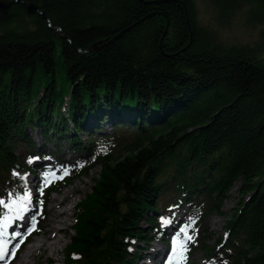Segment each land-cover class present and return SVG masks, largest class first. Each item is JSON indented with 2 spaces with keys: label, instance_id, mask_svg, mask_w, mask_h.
Listing matches in <instances>:
<instances>
[{
  "label": "trees",
  "instance_id": "trees-1",
  "mask_svg": "<svg viewBox=\"0 0 264 264\" xmlns=\"http://www.w3.org/2000/svg\"><path fill=\"white\" fill-rule=\"evenodd\" d=\"M208 3L216 25L196 0H22L0 11V198L18 172L42 173L32 157L54 156L69 173L43 188L44 204L100 166L77 204L66 264H138L137 242L165 240L173 208L201 224L223 214L237 183L223 240L193 244L202 264H264V0ZM241 11L257 38H221Z\"/></svg>",
  "mask_w": 264,
  "mask_h": 264
},
{
  "label": "rangeland",
  "instance_id": "rangeland-1",
  "mask_svg": "<svg viewBox=\"0 0 264 264\" xmlns=\"http://www.w3.org/2000/svg\"><path fill=\"white\" fill-rule=\"evenodd\" d=\"M196 3L199 17L203 23H209L213 25L218 24L217 19L215 18V11L209 5L208 0H196ZM258 31V27L247 25L246 14L243 11L237 12L233 19H231L229 23H226V25L218 27V33L221 38L228 41H238L243 43L255 40L257 38ZM59 77L61 80V73H59ZM28 131L30 134L32 133L31 136H33V139L38 144L44 142L47 146H51L50 148L53 151H56L54 146L52 147V145H49L48 142L42 139L41 134L34 127H28ZM82 135L85 139L87 138V135ZM16 150L19 154L24 153V148L21 145H18ZM62 155H64L65 159L68 161H74L75 159V153L69 149L68 145L63 146ZM30 165L33 168L42 169V173L33 174L30 171L18 172L14 176V181L16 183L15 189L7 192L4 197L0 198L5 199L7 203H11L12 199H16L19 202L22 201L23 195L29 196V200L24 202L25 206L29 208V211L24 214V218L21 220V222H16L14 220L11 223L8 231H18L15 229V226H20L23 224V222L28 221L30 214H33V216L36 217V229L33 230L30 235H27L26 238L29 241L38 239V237H40L47 229L46 225H44V221L47 220L50 217V214L53 212L50 208L55 202H57L53 201V199L57 197L58 201L62 200L64 192L70 191L69 196L64 199L63 203L64 208L68 209L67 214L65 217H61V219L64 220V223L61 224V226H65L67 228H64L61 232L53 231V239H60V242L57 244V251L54 253L50 251H41L37 255V258L33 261V264H66L65 248L67 247L70 236L73 234L72 224L78 212L77 206L75 209H73L72 205L74 203H79L81 199H83L91 191L93 185L95 184V180L98 177L100 166H97L88 175L74 180L69 185L63 187L59 192L51 193L46 204H44L43 188L51 183L61 180L60 176H62L67 170L61 167L60 160L54 156H50L48 159H42L39 156L32 157L30 160ZM239 187L240 183L235 184V186H233L227 194L223 203L222 215L214 214L209 216L201 224H196V220L198 218L197 213H194L192 216L188 214V207L184 206L180 209L173 208L172 223L171 225L164 226L165 230L167 231V237L165 240L159 237L148 244H144L141 241L137 242L141 247L139 249H141L142 256L147 257V259H145L147 260L146 264H166L171 252V245L168 243L169 241L172 242L177 232L174 227H179V225H182L184 222L190 224V234L196 237L200 241L201 245L210 247L216 245L220 239L223 240L226 233L228 232L227 222L232 217L234 208L238 206V202L242 197V194L239 192ZM35 191L38 192L37 195L34 194ZM2 207L3 206L0 205V208ZM4 212L7 214L8 210L4 209ZM216 218L219 219L217 222H215ZM0 220H3V216H0ZM38 228H40L41 233L37 238H34V231H37ZM24 232H26V230ZM7 239H9V242H12L14 238ZM19 239L16 240V243H18ZM24 248H26V245H23L21 250ZM135 248L136 247H133V250H135ZM157 248L162 249V253L159 255V257L156 259H151L150 257L148 258L150 252H153ZM187 248L188 251L186 253V259L182 262V264H202L206 257L205 252L194 246L193 240L187 242ZM16 260L17 259L12 260L10 264H14ZM138 264L145 263L140 261Z\"/></svg>",
  "mask_w": 264,
  "mask_h": 264
},
{
  "label": "snow or ice",
  "instance_id": "snow-or-ice-1",
  "mask_svg": "<svg viewBox=\"0 0 264 264\" xmlns=\"http://www.w3.org/2000/svg\"><path fill=\"white\" fill-rule=\"evenodd\" d=\"M68 174L69 173L65 171L64 174L60 176V179H64V177ZM28 200V195H23L22 201L19 202L16 199H12L11 203H7L5 199H0V205L3 206L0 208V216H3V220H0V264H10L9 259L6 258H15L16 252L20 245L24 243L26 236L30 235L31 232L36 229V217L33 216L30 218L29 227H27L26 232L8 231L14 220H22L24 218V214L29 211V208L26 207L24 203ZM4 209L8 210L7 214H5ZM171 223V219L165 220L161 218L162 227L171 225ZM16 237H19L20 239L18 243L15 244L10 243L9 239H7ZM192 239L193 236L190 234V224L186 223L176 232L175 238L171 242V252L166 264H182V262L186 259V253L188 251L187 242Z\"/></svg>",
  "mask_w": 264,
  "mask_h": 264
},
{
  "label": "bare ground",
  "instance_id": "bare-ground-1",
  "mask_svg": "<svg viewBox=\"0 0 264 264\" xmlns=\"http://www.w3.org/2000/svg\"><path fill=\"white\" fill-rule=\"evenodd\" d=\"M70 191H65L63 195L62 200H57V197L53 199L55 202L50 209H52V214H50V217L44 221V225H46L47 229L42 233L38 239L34 242V244L28 248H24L21 253H19L17 260L15 261L14 264H33V261L37 258V255L41 251H50L52 253L57 251V244L60 242V239H53L54 238V232L53 231H61L64 228H67L65 226H61V224L64 223V220L61 219V217H65L67 214L66 208H64V199L69 196ZM31 216L33 214H30L28 217V221L23 222L20 226H15V229H17L19 232H24L27 227H29V221ZM219 219L216 218L215 222H217ZM16 222H21V220H15ZM37 232H40V228L37 229ZM19 239V237H16L12 240L11 243L16 242V240ZM14 241V242H13ZM162 253L161 248L155 249L153 252H150L148 258L150 257L151 259H156L159 257V255ZM7 259V258H6ZM147 257H144L142 260L145 264L147 263Z\"/></svg>",
  "mask_w": 264,
  "mask_h": 264
},
{
  "label": "water",
  "instance_id": "water-1",
  "mask_svg": "<svg viewBox=\"0 0 264 264\" xmlns=\"http://www.w3.org/2000/svg\"><path fill=\"white\" fill-rule=\"evenodd\" d=\"M15 2H22V0H14L11 2H6V1H2L0 0V11L2 12H7L10 7L13 5V3ZM27 10L30 13H33L34 11H38V7L33 4V3H27L26 4ZM167 28H168V24H167ZM166 28V30H167ZM129 28L119 32L118 34H116L113 38H111L110 40L104 42V41H99L98 43L94 44L88 51L92 52V51H97L100 50L106 46H108L110 43L115 42L125 31L129 30Z\"/></svg>",
  "mask_w": 264,
  "mask_h": 264
}]
</instances>
